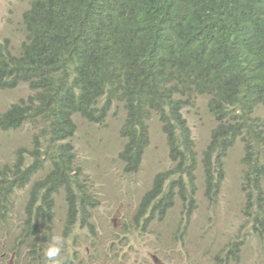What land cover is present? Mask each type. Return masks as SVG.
Listing matches in <instances>:
<instances>
[{"label":"trees","instance_id":"obj_1","mask_svg":"<svg viewBox=\"0 0 264 264\" xmlns=\"http://www.w3.org/2000/svg\"><path fill=\"white\" fill-rule=\"evenodd\" d=\"M20 1V37L0 40V91L22 87L25 95L0 111V135L24 126L39 135L0 158V264H46L57 217L62 264H74L67 249L77 227L97 236L92 210L107 196L91 189L93 174L80 176L81 121L115 120L125 176L141 170L151 133L161 131L172 167L139 196L133 219L144 226L180 228L174 218L197 207L199 180L220 191L238 152L252 224L215 258L236 263L246 236L264 241V0ZM196 103L212 121L200 151L185 117Z\"/></svg>","mask_w":264,"mask_h":264},{"label":"rangeland","instance_id":"obj_2","mask_svg":"<svg viewBox=\"0 0 264 264\" xmlns=\"http://www.w3.org/2000/svg\"><path fill=\"white\" fill-rule=\"evenodd\" d=\"M25 5L26 2L20 0H0V40L4 37L17 40L20 37V15ZM24 95L25 88L22 87L0 91V111ZM185 117L200 151L212 125L211 117L200 103L190 107ZM111 122L109 126L96 128L81 121L74 138L80 157V176L84 181H87L86 177L90 181L93 174L89 182L91 189L104 192L108 197H99L98 206L92 210L97 236L94 237L86 228L77 227L73 231L75 241L69 240L67 252L74 264H218L215 253L222 251L230 236L236 237L238 232L247 233L252 224L244 207L249 196L242 187L238 152L229 159L226 179L220 191L208 193L199 180L197 207L188 214H181L182 226L187 215L189 222L186 228L176 229L172 222L167 221H154L144 226L141 220L136 222L133 219L139 196L156 173L170 169L172 164L169 163L162 133L156 130L151 133L149 151L141 170L135 175L125 176L116 160L115 120ZM38 131L37 127L24 126L0 135L6 142L0 149V158L10 157L19 145L31 142ZM58 212L59 215L66 214L62 203L58 205ZM177 218H174V223ZM57 219L59 228L55 235L62 236L64 219ZM245 240V254L236 263L229 260L228 264H264V241H257L251 235ZM221 256L224 258V252Z\"/></svg>","mask_w":264,"mask_h":264},{"label":"clouds","instance_id":"obj_3","mask_svg":"<svg viewBox=\"0 0 264 264\" xmlns=\"http://www.w3.org/2000/svg\"><path fill=\"white\" fill-rule=\"evenodd\" d=\"M86 123L92 125V126H95L96 128H99V127H105V125H97L95 123H91V122H87ZM110 123V119L107 121V124ZM20 130V129H19ZM78 132V131H77ZM209 132V131H208ZM36 135V134H35ZM34 135V136H35ZM39 135V134H37ZM77 135V134H76ZM75 135V137H76ZM193 135V133H192ZM208 135V134H207ZM31 137V136H30ZM207 137V136H206ZM205 142V141H204ZM119 144V143H118ZM204 145V144H203ZM77 147V146H76ZM118 150V149H117ZM82 178V177H81ZM87 181H89V179L86 177ZM17 203L19 205V209L22 210V204H23V199H24V196L20 195L18 193L17 197ZM60 204V203H59ZM58 204V205H59ZM57 210H58V207H57ZM136 211V210H135ZM182 218V217H181ZM177 221H180L181 222V219L177 218ZM176 221V222H177ZM175 222V223H176ZM184 225H187V222H185ZM181 226H182V223H181ZM184 227V226H182ZM64 244H65V240L64 238L61 236V235H53L51 236L49 242H48V245L47 247L44 249V257H45V260H46V264H62V260L60 259L61 257V254H62V251H63V247H64ZM216 254V253H215ZM215 257V255H214Z\"/></svg>","mask_w":264,"mask_h":264}]
</instances>
